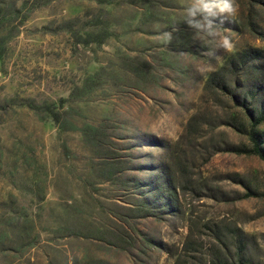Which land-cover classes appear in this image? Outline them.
Instances as JSON below:
<instances>
[{
  "label": "rangeland",
  "instance_id": "obj_1",
  "mask_svg": "<svg viewBox=\"0 0 264 264\" xmlns=\"http://www.w3.org/2000/svg\"><path fill=\"white\" fill-rule=\"evenodd\" d=\"M189 2L0 0V264H264V0Z\"/></svg>",
  "mask_w": 264,
  "mask_h": 264
},
{
  "label": "clouds",
  "instance_id": "obj_2",
  "mask_svg": "<svg viewBox=\"0 0 264 264\" xmlns=\"http://www.w3.org/2000/svg\"><path fill=\"white\" fill-rule=\"evenodd\" d=\"M238 10L237 0H190L185 8L184 23L197 35H204L218 40V47L231 50L233 44L227 35H222L223 17L231 16ZM172 32L165 31L160 36L161 42L170 43ZM208 55H214L209 51Z\"/></svg>",
  "mask_w": 264,
  "mask_h": 264
},
{
  "label": "trees",
  "instance_id": "obj_3",
  "mask_svg": "<svg viewBox=\"0 0 264 264\" xmlns=\"http://www.w3.org/2000/svg\"><path fill=\"white\" fill-rule=\"evenodd\" d=\"M264 119V115L257 111V117L254 118V124H257L259 121ZM249 136V143H250V148L247 153L255 156L258 160L264 163V151L260 148L259 146V141L254 135H252V132L249 131L248 133Z\"/></svg>",
  "mask_w": 264,
  "mask_h": 264
}]
</instances>
